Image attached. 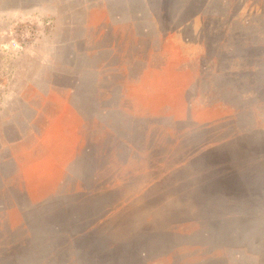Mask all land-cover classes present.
<instances>
[{
	"label": "rangeland",
	"instance_id": "rangeland-1",
	"mask_svg": "<svg viewBox=\"0 0 264 264\" xmlns=\"http://www.w3.org/2000/svg\"><path fill=\"white\" fill-rule=\"evenodd\" d=\"M0 264H264V0H0Z\"/></svg>",
	"mask_w": 264,
	"mask_h": 264
}]
</instances>
